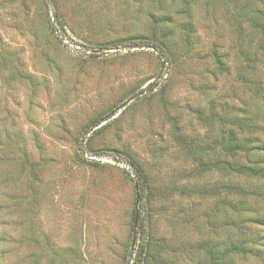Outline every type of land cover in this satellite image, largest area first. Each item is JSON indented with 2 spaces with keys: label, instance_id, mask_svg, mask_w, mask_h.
<instances>
[{
  "label": "rangeland",
  "instance_id": "374dc122",
  "mask_svg": "<svg viewBox=\"0 0 264 264\" xmlns=\"http://www.w3.org/2000/svg\"><path fill=\"white\" fill-rule=\"evenodd\" d=\"M241 164L264 0H0V264H264Z\"/></svg>",
  "mask_w": 264,
  "mask_h": 264
},
{
  "label": "trees",
  "instance_id": "16d2710c",
  "mask_svg": "<svg viewBox=\"0 0 264 264\" xmlns=\"http://www.w3.org/2000/svg\"><path fill=\"white\" fill-rule=\"evenodd\" d=\"M54 18L58 19V16L55 15ZM55 23H57V26H58L57 28L55 27ZM50 25L52 26V28L55 31H62L63 34L65 33L64 32V27H63L62 23L59 20H57V21H54L53 20L52 22L50 21ZM132 165H134V164L132 163ZM240 166L245 167V169L247 171L252 172V173H255V174H257V173H261V174L264 173V167L247 166V165H244V164H241Z\"/></svg>",
  "mask_w": 264,
  "mask_h": 264
}]
</instances>
